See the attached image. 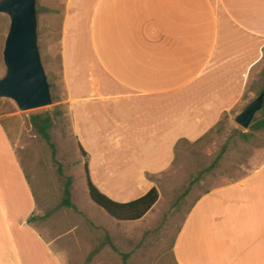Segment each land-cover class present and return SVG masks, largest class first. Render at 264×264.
Instances as JSON below:
<instances>
[{
  "label": "crops",
  "instance_id": "crops-1",
  "mask_svg": "<svg viewBox=\"0 0 264 264\" xmlns=\"http://www.w3.org/2000/svg\"><path fill=\"white\" fill-rule=\"evenodd\" d=\"M60 40L90 179L127 202L104 175H137L142 196L177 141L239 104L264 57V0H67ZM31 183L0 119V264H67L36 230ZM171 250L175 264H264V159L193 201Z\"/></svg>",
  "mask_w": 264,
  "mask_h": 264
},
{
  "label": "rangeland",
  "instance_id": "rangeland-1",
  "mask_svg": "<svg viewBox=\"0 0 264 264\" xmlns=\"http://www.w3.org/2000/svg\"><path fill=\"white\" fill-rule=\"evenodd\" d=\"M36 9L39 53L52 103L22 111L13 100L0 98V119L36 196V230L46 235L67 264H175L172 243L192 202L206 189L234 180L264 159V130L254 131L246 139L240 132L250 133V125L244 129L234 120L264 83V57L239 104L223 114L206 138L181 142L170 167L152 177L159 193L152 210L140 220L120 221L95 204L88 194L85 158L73 131L61 68L60 37L67 0H36ZM8 27V16L0 13V77L5 73L2 49ZM45 112L53 118L49 129L50 141L55 146L53 156L50 144L30 122L32 114ZM67 177L71 178V201L75 208L60 203ZM125 177L115 175L110 181L107 175L103 176V188L116 200H133L145 190L137 175H128L130 182L118 181ZM39 248H35L38 255Z\"/></svg>",
  "mask_w": 264,
  "mask_h": 264
},
{
  "label": "water",
  "instance_id": "water-1",
  "mask_svg": "<svg viewBox=\"0 0 264 264\" xmlns=\"http://www.w3.org/2000/svg\"><path fill=\"white\" fill-rule=\"evenodd\" d=\"M0 13L9 18L2 49L5 73L0 77V98H9L22 111L52 103L50 86L41 62L36 0H0ZM264 103L258 94L234 118L246 129Z\"/></svg>",
  "mask_w": 264,
  "mask_h": 264
},
{
  "label": "trees",
  "instance_id": "trees-1",
  "mask_svg": "<svg viewBox=\"0 0 264 264\" xmlns=\"http://www.w3.org/2000/svg\"><path fill=\"white\" fill-rule=\"evenodd\" d=\"M262 92L264 93V83L262 87L260 88L258 94ZM30 122L33 128L38 132V134H40L45 139V141L50 144L51 149H52V156H53L55 154V146L50 141L51 138H50L49 129L53 125V118L51 117L50 113L45 112L44 114H32L30 116ZM218 124H219V121L213 127H211L206 133H204L201 137L196 139L194 142L201 141L202 139L209 136L212 129ZM261 130H264V103L261 109L257 112V116L253 118L250 124V130H248L250 131V133L242 131L240 132V134L243 138L247 139L248 136H250L252 132L261 131ZM183 141H189V140L182 138L179 141H177L175 145L174 158L176 155V148ZM77 145H78L81 155L85 158L84 171H85V180H86L89 197L95 204L101 207L107 214H109L111 217L117 220H120V221H136V220L141 219L155 205L159 197L158 190L155 186L151 187L142 196L136 199L127 201V202L114 201L110 197H108L106 194H104L91 181L89 171H88V165H87V153L78 142H77ZM59 172H62L60 166H59ZM198 179L199 178H197L196 180ZM208 190L209 189H206L202 194H204ZM202 194H200L196 199H198ZM60 203L63 206H66L69 208H75V205L71 201V178L70 177H67L64 182L63 194H62V199Z\"/></svg>",
  "mask_w": 264,
  "mask_h": 264
}]
</instances>
